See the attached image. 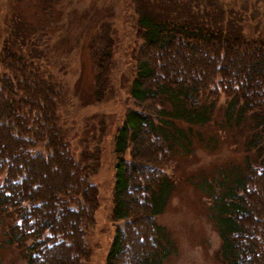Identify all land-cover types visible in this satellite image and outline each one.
<instances>
[{"label": "trees", "instance_id": "16d2710c", "mask_svg": "<svg viewBox=\"0 0 264 264\" xmlns=\"http://www.w3.org/2000/svg\"><path fill=\"white\" fill-rule=\"evenodd\" d=\"M134 3L132 105L112 142L110 218L120 224L104 264H164L176 252L170 232L156 220L175 189L169 170L173 157L189 154L200 129L213 123L221 97L223 121L236 119L235 127L248 129L241 161L223 164L212 178L194 184L209 198L219 238L216 260L264 264V39L247 37L224 20L217 0ZM17 28L0 49L3 244L19 248L24 264H86L87 231L99 206L90 181L97 156L87 140L77 157L72 154L59 123L61 93L23 55L25 44L34 50L33 37ZM89 49L90 100L100 102L111 87L113 44Z\"/></svg>", "mask_w": 264, "mask_h": 264}, {"label": "rangeland", "instance_id": "374dc122", "mask_svg": "<svg viewBox=\"0 0 264 264\" xmlns=\"http://www.w3.org/2000/svg\"><path fill=\"white\" fill-rule=\"evenodd\" d=\"M136 1L140 5L150 2ZM217 1L224 20L237 25L247 37L264 39V0ZM134 2L0 0V49L13 27H18L21 36L31 33L34 50L25 44L21 47L23 55L32 57L61 93L59 123L72 154L77 157L82 142L87 140L88 151L97 156L90 181L98 188L99 206L95 222L87 231L91 255L86 264H104L114 230L120 224L110 218L112 142L116 129L122 126L126 107L132 105L128 89L133 73L130 51L136 45ZM157 5L152 7L157 9ZM108 41L113 44L111 87L104 100L92 102L94 68L89 45L97 50ZM224 101L221 97L214 104L213 123L200 129L201 137L193 141L189 154L179 152L173 157L169 172L176 180L175 189L166 209L156 218L177 247L164 264H220L214 256L219 238L209 218V198L194 183L203 177L212 178L223 164L241 161L248 129L235 127L236 119L223 121ZM3 229L0 220V264H24L19 248L3 244Z\"/></svg>", "mask_w": 264, "mask_h": 264}]
</instances>
